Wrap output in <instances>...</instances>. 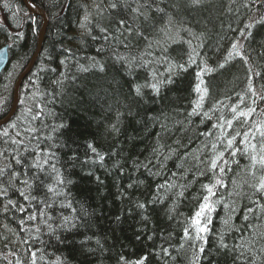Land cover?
<instances>
[{
    "label": "trees",
    "instance_id": "1",
    "mask_svg": "<svg viewBox=\"0 0 264 264\" xmlns=\"http://www.w3.org/2000/svg\"><path fill=\"white\" fill-rule=\"evenodd\" d=\"M29 2L47 25L16 111L0 126V264H264V196L253 187L262 173L251 166L252 155L264 154V25L246 27L264 16V0H126L140 12L111 9L113 0ZM0 15V47L8 45L1 119L42 19L21 0H0ZM121 18L131 33L118 30ZM197 84L208 89L203 99ZM52 165L71 183L57 186ZM166 182L174 187H159ZM204 185L215 192L209 231L200 234L207 243L192 226Z\"/></svg>",
    "mask_w": 264,
    "mask_h": 264
},
{
    "label": "snow or ice",
    "instance_id": "2",
    "mask_svg": "<svg viewBox=\"0 0 264 264\" xmlns=\"http://www.w3.org/2000/svg\"><path fill=\"white\" fill-rule=\"evenodd\" d=\"M154 2H155V0H153V3ZM203 2H204V0H191V4L194 5V6H199ZM121 6H127L133 12H140V9L139 8L132 9L130 5H127L126 4V0H113V2H111L108 5V7H110L111 9H116L118 7H121ZM160 11H163V10L160 9ZM140 14L143 15V13H140ZM87 19H88V17L85 16V20H87ZM168 22L169 23H172L171 17H169V21ZM114 23L118 26V30L120 28H123L125 31L131 33L132 29L130 28V26L128 25V23H127V21L125 19L121 18L119 20H116ZM257 23H259L261 25H264V16H262L259 21L254 20L252 23L248 24L246 27L247 28H252ZM97 27H99V26L97 25ZM99 30L102 33H106L108 31V29H106V28H99ZM120 34L123 35L124 32H121ZM242 35H243V33H242ZM248 37H253V34L252 33H248ZM248 37H245V38L247 39ZM93 39H95V37H93ZM104 39H107V36H105ZM260 46L261 47H264V43H261ZM240 47L241 46L238 43H233L232 44V49L235 50V54L237 56H240L244 60V62L247 63L249 58L243 55V53L240 51ZM231 55H232V53H229V56L230 57H231ZM98 67L100 68V71L101 72L104 71V66L103 65H98ZM180 67L183 68V65H180ZM219 67L220 68H224L225 65L224 64H221V65H219ZM116 71L119 72V69H116ZM202 71H209V72H211V71H213V69L205 68V69H202ZM197 75H198V78H199L200 74L198 73ZM255 75H260V73H255ZM202 83H203V81L201 80V84ZM151 87L155 91H157V92L159 91V88H158V86L156 84H152ZM249 90L253 92V95H256V92L253 90V87H252L251 84H249ZM196 91L202 93L201 99H203V95L204 94H207L208 93V89L207 88H203L202 89L201 86H200V84H197ZM141 94H142L141 93V88L139 86H137L135 88L134 95L136 97H139V96H141ZM260 98H261V100H264V95H261ZM137 103H138V101H137ZM233 110L235 111V109H233ZM0 111H2V109H0ZM252 112H255V109H249V111L247 113L241 112L239 115L240 116H246V115H250ZM120 115H122V114H120V113L117 114V123H115V124H113L111 126L112 131H115V132H118L119 131L118 124H119V117H120ZM226 124H227L228 127H231L232 126V122L231 121H226ZM260 127H261V125H257V129L258 130L260 129ZM4 135H7V132H5ZM237 135H239V133H237ZM244 135H245V137H247L248 136V133H245ZM261 135H262V137H264V132H261ZM234 140H235V137H233L232 139H229L227 141V147L232 148L233 147V144H234ZM244 142L245 141H242V143H244ZM13 143H15V141H13ZM255 147H256L255 145H251V148L253 150H255ZM261 147L264 148V145H261ZM89 148L91 149V151L93 153H95L97 155V157H98L99 160H101V161L104 160V156L103 155H100L97 152V149L95 147H93L90 144L89 145ZM236 151H239V149H237ZM0 154H2V153H0ZM232 154L235 155L236 154L235 151ZM222 157H223V153H220L219 156H217L215 159H213L211 161V167L213 169H215V168H217L219 166L218 165V161ZM16 163L23 165V160L22 159H17L16 160ZM48 163H49V160L48 159H44L43 164H48ZM225 163H226V161H225ZM43 164L36 163V164H33L32 167H35V168H38V169L43 170ZM251 166H252V168L257 169V170L261 171V173H262L261 176H260V178H259L258 183L255 184V185H253V187H254V190H255L256 193H259V194H261V196H264V154H261L259 156L252 155L251 156ZM52 168L56 172L57 186H62L65 183H71V181H66L65 180V178L59 172V170L56 169V166L55 165H52ZM220 171L223 172L224 169L221 168ZM16 175H19V173H16ZM88 175H92V173H89ZM36 179L39 180V177H36ZM95 179L98 182L103 183L101 181V179H100L99 176H95ZM216 183L222 185V181L221 180H217ZM25 184L29 188L31 187V185H28V182L27 181H25ZM166 186L167 187H174V185H169V184H167V182H166L165 185H161L159 187L163 188V187H166ZM47 187H48V192L55 193V187L54 186L48 185ZM128 187L131 188V187H133V185L132 184H129ZM203 187L207 189L208 195H206V196L203 197V202L201 203L199 210L195 213V216L192 219V226H194L195 229H196V231H197L196 238L197 239H200V240H203L205 243H207V241L205 240V237L202 236V235H200V234L201 233H206L207 231H209L208 225L211 224L212 221H211L210 218H207L206 213H210V212H212L214 210V206L209 202V200H210V197L211 196H214L215 195V192L213 191V187L214 186H211L210 187L208 185H204ZM0 195H6V193L5 192H0ZM20 195L23 196V198L25 200H29L30 198L31 199H35V197H30L29 195H26L24 192H21ZM179 195H183V192L179 193ZM8 203L9 204H12L13 202L12 201H9ZM137 207L143 209V208L146 207V205L143 204V203H139V204H137ZM260 207L262 209H264V205H261ZM5 210H7V208H5ZM20 210L23 211L24 209L21 208ZM247 211L248 212H251L252 209L251 208H248ZM29 219H35V217L34 216H30ZM67 219L68 218H65V222H67ZM117 219H119V217H117ZM204 219H206V222H204ZM245 219H247V216H245ZM21 223H23V221H21ZM224 223H228V221H224ZM184 235H185V237H189L190 236L189 229L188 228H185L184 229ZM97 243L99 244V241H97ZM221 247L224 248V249H227L228 248V245L221 243ZM199 252L200 253H204L205 252V249H204L203 246H201L199 248ZM120 259L123 260L124 258L121 257ZM197 260H199V257H197ZM33 264H34V262H33ZM58 264H61V262H59V260H58ZM125 264H128V262L125 261ZM135 264H144V258H141L140 260L136 261Z\"/></svg>",
    "mask_w": 264,
    "mask_h": 264
},
{
    "label": "water",
    "instance_id": "3",
    "mask_svg": "<svg viewBox=\"0 0 264 264\" xmlns=\"http://www.w3.org/2000/svg\"><path fill=\"white\" fill-rule=\"evenodd\" d=\"M21 1L31 14L38 16L42 19V23H41L39 33H38L36 49L31 56L29 64L24 69V71L19 75V77L17 78L14 84L11 108H10L9 113L3 119L0 120V126L8 122L13 117L16 111V108L18 105V93H19L20 85L22 83L23 78L30 72V70L32 69L36 61V58L42 46L44 33H45L46 25H47V17L41 10H39L33 4H31L29 0H21ZM7 62H8V45L5 44L0 47V72L5 68V66L7 65Z\"/></svg>",
    "mask_w": 264,
    "mask_h": 264
},
{
    "label": "bare ground",
    "instance_id": "4",
    "mask_svg": "<svg viewBox=\"0 0 264 264\" xmlns=\"http://www.w3.org/2000/svg\"><path fill=\"white\" fill-rule=\"evenodd\" d=\"M16 80H17V79H16ZM15 82H16V81H15ZM2 125H3V124H2ZM2 125H1V126H2ZM7 251H8L9 253H10V252H12V250H11V249H9V248H8V250H7Z\"/></svg>",
    "mask_w": 264,
    "mask_h": 264
},
{
    "label": "rangeland",
    "instance_id": "5",
    "mask_svg": "<svg viewBox=\"0 0 264 264\" xmlns=\"http://www.w3.org/2000/svg\"><path fill=\"white\" fill-rule=\"evenodd\" d=\"M0 22H2V21H1V15H0ZM1 119H3V118H1ZM1 119H0V120H1Z\"/></svg>",
    "mask_w": 264,
    "mask_h": 264
}]
</instances>
